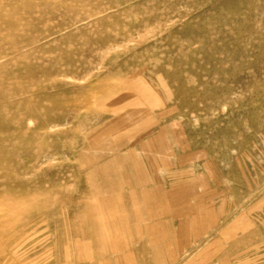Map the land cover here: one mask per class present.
Returning a JSON list of instances; mask_svg holds the SVG:
<instances>
[{"label": "rangeland", "instance_id": "obj_1", "mask_svg": "<svg viewBox=\"0 0 264 264\" xmlns=\"http://www.w3.org/2000/svg\"><path fill=\"white\" fill-rule=\"evenodd\" d=\"M0 264H264V0H0Z\"/></svg>", "mask_w": 264, "mask_h": 264}]
</instances>
